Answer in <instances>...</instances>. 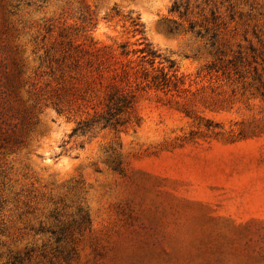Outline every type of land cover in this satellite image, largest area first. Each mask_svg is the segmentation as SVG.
<instances>
[{
    "label": "rangeland",
    "instance_id": "obj_1",
    "mask_svg": "<svg viewBox=\"0 0 264 264\" xmlns=\"http://www.w3.org/2000/svg\"><path fill=\"white\" fill-rule=\"evenodd\" d=\"M0 264H264V0H0Z\"/></svg>",
    "mask_w": 264,
    "mask_h": 264
},
{
    "label": "trees",
    "instance_id": "obj_2",
    "mask_svg": "<svg viewBox=\"0 0 264 264\" xmlns=\"http://www.w3.org/2000/svg\"><path fill=\"white\" fill-rule=\"evenodd\" d=\"M143 54H145L143 58L146 59V62L151 65H153L155 63V60L160 57L157 52L153 51L150 48L146 49ZM173 67L174 65L172 64L170 66V69H172ZM146 77L149 78L148 74H146ZM151 83L156 87L168 86V74L161 72L160 74L151 77ZM129 108H131V102L128 99V96H126L125 94L113 92L107 99L104 112L96 114L93 119L89 121V123H86L84 125V127L91 128V126H93L94 124H103L104 126L113 125L115 117L121 112L125 111V109Z\"/></svg>",
    "mask_w": 264,
    "mask_h": 264
}]
</instances>
